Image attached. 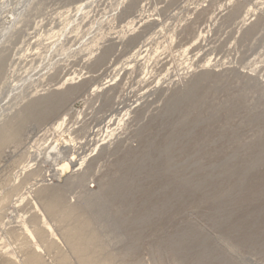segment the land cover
I'll use <instances>...</instances> for the list:
<instances>
[{
    "label": "rangeland",
    "instance_id": "1",
    "mask_svg": "<svg viewBox=\"0 0 264 264\" xmlns=\"http://www.w3.org/2000/svg\"><path fill=\"white\" fill-rule=\"evenodd\" d=\"M263 76L264 0H0V264H264Z\"/></svg>",
    "mask_w": 264,
    "mask_h": 264
},
{
    "label": "bare ground",
    "instance_id": "2",
    "mask_svg": "<svg viewBox=\"0 0 264 264\" xmlns=\"http://www.w3.org/2000/svg\"><path fill=\"white\" fill-rule=\"evenodd\" d=\"M91 1V0H90ZM25 4V3H24ZM23 6H25V5H23ZM21 7V6H20ZM36 9V8H35ZM16 10V9H15ZM20 10V9H19ZM22 10V9H21ZM83 13H84V11H83ZM256 14H257V12L256 11H253V14L250 16V17H248V19H246V21H248V22H252L254 19V17L253 16H256ZM12 17V16H11ZM21 19V18H20ZM26 19V18H25ZM16 20V19H15ZM23 20V19H22ZM9 21V20H8ZM78 21V20H77ZM23 22V21H22ZM6 26V25H5ZM7 27V26H6ZM11 27V26H10ZM10 27H9V29H10ZM7 29V28H6ZM252 29H256V28H252ZM8 31V30H7ZM3 33V32H2ZM53 33V32H52ZM4 36V35H3ZM7 41V40H6ZM2 42V41H1ZM3 46H4V44H2ZM129 69H131V68H129ZM146 72V71H145ZM261 81L262 82H264V76L262 77V79H261ZM24 83V82H23ZM108 83V82H107ZM16 84V83H15ZM15 86V85H14ZM17 87V86H16ZM5 91V90H4ZM58 95L59 94H55V95H53L54 96V98H59L58 97ZM1 102V101H0ZM3 105V104H2ZM31 108H29L28 110H29V112L31 113H33V112H35V113H39L40 114V116H41V118H45V117H47L49 114H50V110L52 109V105H49L46 101H45V99L43 100H39V101H34L32 104H31V106H30ZM67 119V118H66ZM61 124H57L58 125V129H61L62 128V122H60ZM65 124V123H64ZM72 130V129H71ZM69 144V143H68ZM67 146H69V145H67ZM67 146H60V145H55L52 149H51V151H50V153L49 154H47L48 155V157L49 158H52V157H54V159H55V161H57V164L59 163V162H63V166H61L60 167V169L62 170V171H69L71 168H75L76 166H78V162L76 161V159L74 158V157H72L71 158V160L70 159H68V158H66L65 156V153L66 152H68L70 149L67 147ZM73 147V146H72ZM65 155V156H64ZM62 156H64V157H62ZM47 157V156H46ZM47 160H49V159H47ZM46 160V161H47ZM52 160V159H51ZM59 161V162H58ZM85 162V161H84ZM33 165H34V163H33ZM81 166V165H80ZM31 167V166H30ZM26 168V167H25ZM63 173V172H62ZM56 204V203H55ZM55 204H53V203H49L48 204V209H49V211H52L53 210V207H55ZM70 210H75V209H72V208H70ZM29 237L31 238V239H35V237H34V235H33V233H31V232H29ZM92 240H96V237L95 236H93L92 238H91ZM37 248L39 249V246H37ZM80 255L81 256H83V253H80ZM35 258L36 259H40V255H35ZM35 260V259H34Z\"/></svg>",
    "mask_w": 264,
    "mask_h": 264
}]
</instances>
